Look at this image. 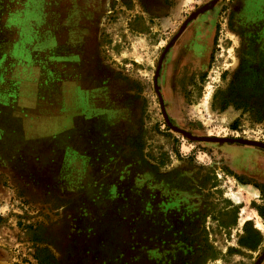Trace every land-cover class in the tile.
<instances>
[{"label":"rangeland","instance_id":"obj_1","mask_svg":"<svg viewBox=\"0 0 264 264\" xmlns=\"http://www.w3.org/2000/svg\"><path fill=\"white\" fill-rule=\"evenodd\" d=\"M212 1L0 0V264H264L261 182L231 166L264 149L173 131L154 87L212 15L207 69L163 60L165 114L264 145V0Z\"/></svg>","mask_w":264,"mask_h":264},{"label":"flooded vegetation","instance_id":"obj_2","mask_svg":"<svg viewBox=\"0 0 264 264\" xmlns=\"http://www.w3.org/2000/svg\"><path fill=\"white\" fill-rule=\"evenodd\" d=\"M204 16H205V19L202 20L201 18ZM199 20L202 22H208V24L204 26L203 25L204 23L203 24L201 23L200 26H198V27L196 26V27L189 28L190 24H192L194 22H199ZM187 22H188V20H186L184 22V24H183L181 30L178 32L176 38H178L180 35L181 36L179 37L178 40L173 42L174 43L173 46L167 51L166 56L164 57L163 60L165 61L167 59L168 64H172L173 67H176L179 65H181V66L182 65H187V66L191 65V66H194L197 70L203 71V70L208 68V66L211 62V57H212V46H213V41H214L213 18H212V15H210V14H207V15L203 14V15H199L195 19L190 20V22L188 24H187ZM186 25H187V27H186ZM187 35H190L192 42L187 48L184 49V51L182 52V55L180 57L178 50H177V46H178V43ZM202 42H203V44H202ZM201 45H202V47H201ZM192 46H193V51L190 52L189 59L184 58ZM200 47H201V49H200ZM198 50H200L201 54H202L200 57L201 60H199V61H198V58L196 57V54H195ZM163 60L161 61V67H162V63L164 62ZM161 67H160V69H161ZM160 69H159V71H160ZM158 77H159V75H158ZM158 77L156 80V84L159 87ZM158 93L160 95V87L158 89ZM245 146H247V145H245ZM238 151H240V150H235L234 153L236 155H233L231 158V166L233 167L232 161H234V160H240L241 162H243L244 166L246 167L247 170L238 171V172L250 175L251 178H253L257 181H260L261 182L260 185L254 181L251 183H253V185H255L257 188H259L261 193H263V196H264V178H259L256 175L259 172L264 174V165H262L261 163H259V165L255 164L252 161V159L246 157V155H242V156L237 155ZM233 169H234V167H233ZM246 185H249V184H246Z\"/></svg>","mask_w":264,"mask_h":264},{"label":"water","instance_id":"obj_3","mask_svg":"<svg viewBox=\"0 0 264 264\" xmlns=\"http://www.w3.org/2000/svg\"><path fill=\"white\" fill-rule=\"evenodd\" d=\"M211 4H212V2H211ZM199 12H200V10H199ZM201 12H203V9H201ZM194 17H190L189 19H193ZM159 69H160V66H159ZM158 75H159V70L157 71V77H158ZM159 89V88H158ZM156 93L158 94V99H159V103H162L161 104V107L163 106V101H162V98H161V96L159 95V93H158V91H156ZM163 108H164V106H163ZM163 114V113H162ZM167 115V114H166ZM164 117V116H163ZM167 117V116H166ZM164 119H165V121L167 122V124L170 126V128L173 130V131H175V132H178V133H180V134H183L184 136H186V137H188V138H190V139H192V140H196L193 136H191L189 133H187V132H185V131H183V130H181V129H177V128H175V127H173V126H171V124L169 123V120H168V118H165L164 117ZM180 131V132H179ZM204 138V137H203ZM197 141V140H196ZM205 141H207V142H229V143H233V142H238V143H241V144H244V143H242V142H244L243 140H231V139H228V140H218V139H210V138H208V140H205ZM258 147H261V148H263L264 149V146H263V144L261 145V146H258Z\"/></svg>","mask_w":264,"mask_h":264},{"label":"bare ground","instance_id":"obj_4","mask_svg":"<svg viewBox=\"0 0 264 264\" xmlns=\"http://www.w3.org/2000/svg\"><path fill=\"white\" fill-rule=\"evenodd\" d=\"M217 0H213L212 1V4H215V2H216ZM200 12H201V10H200ZM188 20V22H187V24L190 22V20L191 19H187ZM186 27H187V25H186ZM185 27V28H186ZM185 30V29H184ZM184 32V31H183ZM182 32V33H183ZM175 39H177L176 37H175ZM170 48V45L167 47V49L165 50V52H167V50ZM163 57H164V55L162 56V58H161V60H160V62H159V65H158V67H157V71L159 70V66L161 67V61L163 60ZM157 71H156V73H155V83H154V87H155V91H158V86H157V84H156V80H157ZM209 97V96H208ZM210 98V97H209ZM160 104H162V103H160ZM161 109H162V112H163V115H164V117L165 118H167L166 117V114H165V111H164V108H163V106L161 107ZM180 132V131H179ZM196 140H208V139H205V138H197V137H194ZM242 143H244V144H246V145H251V146H261L262 144H259V143H254V142H249V141H244V142H242ZM264 146V145H263Z\"/></svg>","mask_w":264,"mask_h":264},{"label":"crops","instance_id":"obj_5","mask_svg":"<svg viewBox=\"0 0 264 264\" xmlns=\"http://www.w3.org/2000/svg\"><path fill=\"white\" fill-rule=\"evenodd\" d=\"M201 19L204 20V19H205V16L202 17ZM208 21H209V20H208ZM201 23H202V24L204 23V24H203L204 26L208 24V22H202V21L199 20V22H194V23L190 24L191 26L189 25V28H191V27H196V26L198 27V26H200ZM202 44H203V42H202ZM194 45H195V44H194ZM73 47L75 48V46H73ZM201 47H202V45H201ZM99 93H100V92H98L97 95L100 96ZM88 95H89V97L86 96V98H88V99H86L85 96H84L83 101H84V103L86 102L85 105H86L87 107H90V105L92 104L93 100L97 99V97L99 98V96L93 95V97H92L91 93L88 94ZM94 96H96V97H94ZM91 98H92V99H91ZM111 98H114V97L111 96ZM97 101H98V99L95 100L94 103L98 106V105L101 103V99H99V101H100L99 104H98ZM92 105H93V104H92Z\"/></svg>","mask_w":264,"mask_h":264}]
</instances>
